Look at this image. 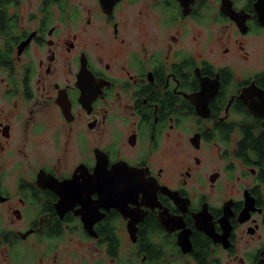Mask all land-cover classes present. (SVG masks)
Wrapping results in <instances>:
<instances>
[{
	"label": "flooded vegetation",
	"instance_id": "flooded-vegetation-1",
	"mask_svg": "<svg viewBox=\"0 0 264 264\" xmlns=\"http://www.w3.org/2000/svg\"><path fill=\"white\" fill-rule=\"evenodd\" d=\"M109 1L0 0V264H264V0Z\"/></svg>",
	"mask_w": 264,
	"mask_h": 264
},
{
	"label": "rangeland",
	"instance_id": "rangeland-1",
	"mask_svg": "<svg viewBox=\"0 0 264 264\" xmlns=\"http://www.w3.org/2000/svg\"><path fill=\"white\" fill-rule=\"evenodd\" d=\"M65 246V243H59L58 247H54L47 255L39 248V251L37 252H40L43 255L37 253L28 255V253H25L21 258L15 260V262L11 261V264H82L84 259H88L89 257L90 264H98L101 262L103 264V261L101 260L103 257L97 254L98 246L93 241L85 243L84 245L80 244L79 247L77 246L79 251L74 250L76 246H72L73 249L71 250L74 251L66 250ZM1 259L2 258L0 257V260ZM104 264L112 263L105 261Z\"/></svg>",
	"mask_w": 264,
	"mask_h": 264
},
{
	"label": "water",
	"instance_id": "water-1",
	"mask_svg": "<svg viewBox=\"0 0 264 264\" xmlns=\"http://www.w3.org/2000/svg\"><path fill=\"white\" fill-rule=\"evenodd\" d=\"M101 1V3L103 2V0H100ZM118 0H112L111 2L109 1V3H110V5L109 6H113L116 2H117ZM104 3V2H103ZM102 3V5H103V7H105L106 5L105 4H103ZM106 4H107V2H106ZM252 111V110H251ZM117 166H115V168H113L110 172L108 171V172H106L105 171V168L104 167H102V166H100L99 164H97V166H96V168H95V171H94V174L93 175H89V173L87 172V174L86 175H84V178H87L86 180H85V182H83V183H80V184H78V185H76V190H77V188H78V190L79 191H81V192H87L88 191V189L87 190H84V188H87V187H90V193H91V190H94V192L95 193H98L99 192V188H102L103 187V182H104V180H105V178H107V176H108V174H111V177L112 176H115V177H117V179L119 178V176H120V174H122V170L120 169V168H116ZM83 169H85V168H83ZM86 170V169H85ZM87 171V170H86ZM115 172V173H114ZM90 177H93V179H95V181L94 182H92L91 181V179H90ZM88 179L90 180V185H89V182H88ZM116 179V180H117ZM117 182V181H116ZM101 185V186H100ZM82 189L84 190V191H82ZM111 191V190H110ZM99 194V193H98ZM100 198V197H99ZM107 202V204L109 205V207H106L107 208V210H109L110 208H116V209H118V210H120V212L121 213H123L124 212V214L127 216L128 215V217H131L132 219L134 218V214L132 215V213L129 211V213L132 215H130V214H128V213H126V210L128 209V207L126 208V205H127V203H124V202H122V204H119V200H107L106 201ZM117 203V204H116ZM98 206H104V204L103 205H97L96 207V211H97V209L99 210V207ZM84 211H83V209L79 212V215L82 217V219H83V222H84V224H85V228L86 229H88L89 227H90V229L92 230V228H93V226H92V224L95 222V215L94 214H90V216L87 214V213H83ZM88 215V216H87ZM102 217H100L99 218V220L101 219ZM140 218H142V215L140 216ZM210 221V220H209ZM133 226H135L134 225V223H132V224H129V227H133ZM196 226L201 230V231H203V232H205L208 236H213V234L211 233V231L209 230V229H207V230H205L200 224H199V222L197 221L196 222ZM183 237H184V235H183ZM186 239V238H185ZM180 241H182V244H188V243H190V241L189 240H184V239H180Z\"/></svg>",
	"mask_w": 264,
	"mask_h": 264
},
{
	"label": "trees",
	"instance_id": "trees-1",
	"mask_svg": "<svg viewBox=\"0 0 264 264\" xmlns=\"http://www.w3.org/2000/svg\"><path fill=\"white\" fill-rule=\"evenodd\" d=\"M5 26H6V24H5L4 19H3V18H0V29H4ZM2 34H3V33H0V35H2ZM261 150H262V147H261ZM206 259H208V258H206ZM213 264H216V263L213 262Z\"/></svg>",
	"mask_w": 264,
	"mask_h": 264
},
{
	"label": "bare ground",
	"instance_id": "bare-ground-1",
	"mask_svg": "<svg viewBox=\"0 0 264 264\" xmlns=\"http://www.w3.org/2000/svg\"><path fill=\"white\" fill-rule=\"evenodd\" d=\"M103 2H104V3H103ZM103 2H102V3L105 4V3H106V0H103ZM84 212L87 213V214L90 216V213L88 212V210H86V211H84ZM84 212H83V213H84ZM88 215H87V216H88Z\"/></svg>",
	"mask_w": 264,
	"mask_h": 264
}]
</instances>
